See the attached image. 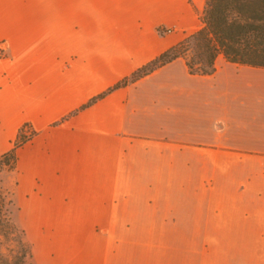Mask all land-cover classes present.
I'll list each match as a JSON object with an SVG mask.
<instances>
[{
  "label": "crops",
  "instance_id": "crops-1",
  "mask_svg": "<svg viewBox=\"0 0 264 264\" xmlns=\"http://www.w3.org/2000/svg\"><path fill=\"white\" fill-rule=\"evenodd\" d=\"M205 1L0 0L1 152L35 131L17 149L27 237L76 256L107 224L207 207L211 264H264V68L220 56L192 74L178 58L110 91L196 27Z\"/></svg>",
  "mask_w": 264,
  "mask_h": 264
},
{
  "label": "trees",
  "instance_id": "trees-1",
  "mask_svg": "<svg viewBox=\"0 0 264 264\" xmlns=\"http://www.w3.org/2000/svg\"><path fill=\"white\" fill-rule=\"evenodd\" d=\"M201 22L197 31L110 91L135 82L178 58L186 60L192 74L213 73L220 56L231 63L264 68V0H206ZM103 96L92 99L86 106ZM25 142L20 138L9 151L0 150V172L17 169V149ZM13 205L10 193L0 185V264H32L33 249L26 240L25 230L13 221Z\"/></svg>",
  "mask_w": 264,
  "mask_h": 264
},
{
  "label": "rangeland",
  "instance_id": "rangeland-1",
  "mask_svg": "<svg viewBox=\"0 0 264 264\" xmlns=\"http://www.w3.org/2000/svg\"><path fill=\"white\" fill-rule=\"evenodd\" d=\"M206 2V1H205ZM205 7V5H204ZM201 9L197 16V26L190 30L180 31L183 38L197 31L201 26ZM176 31L173 27L160 28L162 34ZM6 49L0 43V59L5 58ZM35 131L31 125H24L18 137L7 143L11 149L19 139L30 140ZM21 147V146H20ZM18 147V148H20ZM18 183L17 169L0 172V185L7 190L14 202L12 218L15 224L24 230L23 223L17 218L19 204L14 194ZM188 202V201H187ZM174 214L164 218L148 219L132 224L105 225L104 236L94 241L95 249L80 251L70 256L66 250V241L54 240L50 244L32 237L26 240L36 251L32 264H211L210 223L208 208H175ZM155 219L156 221H150ZM162 219L168 220L163 222ZM103 238V239H102ZM88 243V241H87ZM93 244V241H92ZM91 244V245H92ZM106 247V259L101 252ZM35 245L37 246L35 249ZM53 247L59 252L55 260L50 261L46 251ZM5 251L7 252L6 248ZM74 259V262H73Z\"/></svg>",
  "mask_w": 264,
  "mask_h": 264
}]
</instances>
